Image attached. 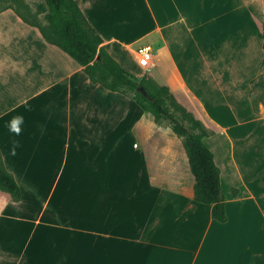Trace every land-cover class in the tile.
<instances>
[{"label":"crops","instance_id":"crops-1","mask_svg":"<svg viewBox=\"0 0 264 264\" xmlns=\"http://www.w3.org/2000/svg\"><path fill=\"white\" fill-rule=\"evenodd\" d=\"M78 1L120 64L109 41L136 66L134 50L151 45L155 66L139 76L169 86L212 131L205 142L228 220L194 198L181 137L6 7L0 151L23 196L0 190V264H264V104L252 98L264 70V0H144V10L117 7L121 21ZM17 116L19 135L10 131Z\"/></svg>","mask_w":264,"mask_h":264},{"label":"trees","instance_id":"trees-1","mask_svg":"<svg viewBox=\"0 0 264 264\" xmlns=\"http://www.w3.org/2000/svg\"><path fill=\"white\" fill-rule=\"evenodd\" d=\"M37 11L43 14L44 22L29 21L16 10L24 20L37 26L47 41L81 64L93 82L130 95L156 123L169 122L172 130L183 139L189 157L195 178L194 198L211 204L215 219L227 221L221 169L215 162L214 152L205 142V137L212 131L178 101L169 86L159 84L152 76L138 77L126 70L104 47L103 37L90 23L78 0H43ZM0 190L8 192L15 201L22 199V188L5 166L1 151ZM233 193L238 194V189L234 188Z\"/></svg>","mask_w":264,"mask_h":264},{"label":"rangeland","instance_id":"rangeland-1","mask_svg":"<svg viewBox=\"0 0 264 264\" xmlns=\"http://www.w3.org/2000/svg\"><path fill=\"white\" fill-rule=\"evenodd\" d=\"M42 1L43 0H0V9L6 7H12L23 13L27 17V19H29V21L44 22L43 14L37 11L38 4ZM165 1L166 0H153L154 4L155 3L158 4ZM189 1L198 2L199 0H189ZM93 3L95 4L97 11H99L102 14V16H110L114 21L123 20V16H120L121 14L116 15L114 13V11L117 10L116 9L117 7L123 9V7L131 6V7L141 8L144 10V0H93ZM86 4L87 3L84 1V6ZM106 8H111V9L106 10ZM130 12L131 10L129 11V13ZM144 21L146 23H150V18L148 17L147 14L144 16ZM107 47L111 48L114 51V53L117 55V57L121 61V64L126 70H128L129 72H131L132 74L138 77H141L143 75L150 76V74L148 73L139 76L144 71V68L138 67L132 62L128 54L127 48L124 45H122V43L114 40L109 41ZM252 86H253L252 98H253L254 106L256 107L260 103L264 104V70L258 76V78H256ZM159 124H161L166 129H170V130L172 129L168 121H163L162 123ZM44 189L45 187L42 188L41 194L43 193ZM87 205L89 204L83 203L79 209L86 210L87 208H89Z\"/></svg>","mask_w":264,"mask_h":264},{"label":"built area","instance_id":"built-area-1","mask_svg":"<svg viewBox=\"0 0 264 264\" xmlns=\"http://www.w3.org/2000/svg\"><path fill=\"white\" fill-rule=\"evenodd\" d=\"M133 61L144 69L155 66L154 51L151 45H141L133 52Z\"/></svg>","mask_w":264,"mask_h":264},{"label":"clouds","instance_id":"clouds-1","mask_svg":"<svg viewBox=\"0 0 264 264\" xmlns=\"http://www.w3.org/2000/svg\"><path fill=\"white\" fill-rule=\"evenodd\" d=\"M22 123H23V117H20V116L13 117L12 121L10 122V131L14 132L16 135H19L21 132L20 125ZM15 146H18V143H15ZM15 146L13 147L11 151L12 155H15Z\"/></svg>","mask_w":264,"mask_h":264},{"label":"bare ground","instance_id":"bare-ground-1","mask_svg":"<svg viewBox=\"0 0 264 264\" xmlns=\"http://www.w3.org/2000/svg\"><path fill=\"white\" fill-rule=\"evenodd\" d=\"M41 218V217H40ZM92 232V231H91Z\"/></svg>","mask_w":264,"mask_h":264}]
</instances>
